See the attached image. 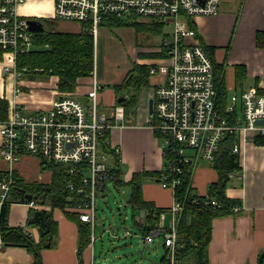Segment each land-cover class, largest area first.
<instances>
[{
    "label": "built area",
    "instance_id": "obj_1",
    "mask_svg": "<svg viewBox=\"0 0 264 264\" xmlns=\"http://www.w3.org/2000/svg\"><path fill=\"white\" fill-rule=\"evenodd\" d=\"M28 1L0 0V62L3 72L16 82L15 94L21 91L19 81L26 72V68L18 69V55L35 47L36 31L31 30L28 23L34 15L23 9ZM44 2L51 9L37 16L78 21L80 29L93 37V81L88 91L91 103H84L78 95L67 92L54 99L46 109L26 112L16 97L10 101L8 115L0 119L1 156L9 164L6 170H0V218L3 207L13 202V190L22 178L15 165L25 155H33L40 158L43 166L49 163L63 166L62 172L69 177L66 182L70 192L68 208L77 212L80 220L93 227L96 225L97 196L106 192L108 181L117 182L119 177L117 156L121 149L111 143L110 133L115 127L123 126L126 119L122 104L114 105L111 113L99 108L98 93L102 85L97 50L101 42V24L112 18L159 24L162 31L171 28L165 31L158 47L163 55L156 58L165 65L156 62L150 65L149 72L154 75L162 69L165 77L150 96L154 98L153 113H150L149 105L139 107L138 121L145 116L146 123L139 124H147L163 138V153L173 154L158 177L162 187L174 192L170 206L173 219L169 228L150 229L144 235V241L151 242L154 236L163 234L170 264H174L180 247L177 216L183 209L176 187L181 182L184 166L199 158L214 162L226 146L241 156L248 142L264 138V91L259 87L244 88L240 93L230 94L226 104L222 105L217 97L212 58L189 23L198 15L218 14L222 0ZM111 155L114 157L109 162ZM203 201L206 205L220 206L216 198H203ZM29 203L40 204L34 198ZM239 209L238 204L232 207L233 211ZM152 213L160 216L163 212L154 208ZM146 218L147 210L143 209L138 221L144 223ZM24 232L32 236L30 231ZM2 244L0 233V247ZM261 264H264V257Z\"/></svg>",
    "mask_w": 264,
    "mask_h": 264
},
{
    "label": "crops",
    "instance_id": "obj_2",
    "mask_svg": "<svg viewBox=\"0 0 264 264\" xmlns=\"http://www.w3.org/2000/svg\"><path fill=\"white\" fill-rule=\"evenodd\" d=\"M33 1L36 0L28 1L23 5V9L33 15L43 13L45 10H39V7ZM47 6L49 11L51 9L50 5L47 4ZM193 21L196 24L197 34L204 44L202 45L209 48L210 51L208 50V52H211L209 54L212 55L211 58L213 57L216 63L223 65L224 83L228 91L227 97L233 92L240 93L241 90L248 87H259L264 91V47H258L256 44L257 31L264 30V0H243L240 5L233 2L232 6L219 10L218 14L198 15L194 17ZM155 50L158 51V48L153 49V51ZM156 58H152L149 62L135 61V63H151L152 65L156 63ZM134 65L119 83L128 77ZM238 66L239 68L243 67L245 70V76L241 84L236 82V68ZM163 73L161 80L158 79L157 74H150L149 89L151 86L156 88L161 83L165 77L164 70ZM98 75L100 81L101 71ZM23 77L19 81L21 91L15 94L14 86L16 82L3 72L0 62V98L8 101L7 115L10 101L15 97L26 112L46 109L50 107L54 99L63 96V93L67 92L74 93L79 98L84 96V103H91L88 91L92 86V74L88 77L78 78L74 91L59 90V77L55 75V87L51 89L50 93L34 89L32 85L35 82ZM7 79L11 80V88H9L11 95L9 97L6 95ZM149 89H144L141 92V97L142 93ZM144 97H146V93L143 95ZM146 99L149 102V92ZM98 101L101 110L111 113L113 106L119 102L115 87L113 97V92L110 89H104L102 85L98 93ZM139 107L144 108V105L140 102ZM137 116L139 114L126 118L125 121L133 120ZM159 137L150 127L132 124H123V126L115 127L111 131V143L120 146L121 149L120 155L117 156V164L121 168L120 176H123L124 179H121L120 183L122 181L130 183L135 174H141L144 170L158 172L164 167L166 162ZM226 150L230 149L226 146L220 155ZM111 157L113 159L114 155H111ZM214 162L210 163L213 164ZM196 163L194 161L191 168L193 192L202 196L209 195L210 185L219 179V172L212 165L214 169L201 167L197 168V173L195 171L193 174V167ZM240 163L242 170L230 176H237L238 185L231 188L227 185L225 194L237 199L241 209L222 213L213 218L211 239L207 249L209 264H260L258 261L259 255L264 251V142H248L240 156ZM8 167L9 164L1 156L0 170H6ZM15 170L26 181L49 184L52 180V169H44L40 158L33 155H25L22 161L15 165ZM153 179L154 182L141 184L142 197L152 203L153 209L157 208L163 213L160 216L152 217L156 218L157 221L154 225H150L149 220L144 223L138 221L139 214L143 209L133 208L134 211H137L134 221L141 232V228L146 224H149L150 229L158 227L161 230L169 228L172 224L173 217L170 206L174 200V192L169 188L162 187L158 177ZM102 194H106V192L100 193L99 196ZM37 208L46 212L49 211L51 219L57 224V235L52 245L43 246L41 249L43 264H96L93 248L92 254L89 249L90 244L94 247L96 225L93 227L89 224L91 230L87 237L88 241L81 242L78 223L67 216L66 212L60 207L52 208L49 204L31 205L29 202L13 201L8 209V225L22 227L24 230L31 232L35 241H42L43 235L40 229L44 227L45 212L40 223L31 224L29 222ZM75 213L78 215L77 212ZM145 234L142 232L143 241ZM156 236H162L164 244L163 234ZM156 236L151 242L155 240ZM44 241L46 242V239ZM49 243L47 242V244ZM34 260V253L25 244L3 242L0 247V264H32Z\"/></svg>",
    "mask_w": 264,
    "mask_h": 264
},
{
    "label": "trees",
    "instance_id": "obj_3",
    "mask_svg": "<svg viewBox=\"0 0 264 264\" xmlns=\"http://www.w3.org/2000/svg\"><path fill=\"white\" fill-rule=\"evenodd\" d=\"M190 26L196 28L193 20H190ZM110 27L113 26H133L137 33L142 31L162 32L159 24L148 25L139 21H125L124 19L112 18L109 21ZM200 43L203 44L201 37ZM35 47L27 53L18 55L17 66L19 70L26 68L25 74L32 77L35 74L56 75L59 77L58 89L61 91H74L78 83V78L88 77L92 74L94 68V40L91 34L79 31H60L46 28L43 31L35 32ZM256 44L258 47H264V30H258L256 33ZM204 45V44H203ZM207 50V46H205ZM210 51V50H209ZM211 54V52H209ZM140 55L148 57L162 56V51L141 52ZM212 56V55H211ZM1 58V52H0ZM215 69V84L218 93V101L225 105L227 101V87L224 83L223 65L216 63L213 59ZM150 64L135 63L133 69L126 79L115 85L118 97L123 95L126 99L117 104L125 107V116L129 118L138 114L140 106L141 92L150 87ZM24 74V75H25ZM245 76V70L239 66L236 68V82L241 84ZM8 101L0 98V119L7 116ZM256 141L263 143L264 138H257ZM109 150V148H108ZM165 165L173 158L172 153H164ZM219 172V179L210 185L209 195H198L193 192L191 185L192 164L187 163L184 166V172L181 175V182L176 187V195L183 202V209L177 216V234L180 247L177 250L174 264H209L207 259L208 244L211 239L212 220L215 216L231 212L232 207L239 204L237 199L231 198L225 194V188L230 180V174L240 172L242 166L240 156L230 150L223 152L212 164ZM44 169L50 168L53 171L52 180L49 184H43L38 181H26L20 178L18 186L14 188L12 201L30 202L25 192L33 194L37 203L49 204L52 208H62L67 216L74 219L79 226L81 242H87L91 230L89 223L79 219L78 215L68 208L70 192L66 189V182L69 179L63 172V166L60 164L49 163L43 166ZM119 166V177L116 183L121 182ZM138 175H144L151 178L159 177L160 171L144 170L141 174H135L130 181L133 186L130 202L134 209H146L147 220L150 225L157 221L153 216V206L151 202L143 199L141 193V182ZM21 189H25L22 192ZM198 199L196 201L194 199ZM203 198H216L220 206L206 205ZM202 199V202L200 200ZM10 204L3 207L1 214L0 233L3 242L25 244L35 256L32 264H43L41 258V249L43 246L52 245L57 235V224L51 219L50 231L43 235L46 242L35 241L32 236L25 234L24 229L19 226L8 225V209ZM46 213V211L44 210ZM150 226L146 224L141 228L145 234ZM47 242H50L47 244ZM170 257L165 251L160 264H170Z\"/></svg>",
    "mask_w": 264,
    "mask_h": 264
},
{
    "label": "rangeland",
    "instance_id": "obj_4",
    "mask_svg": "<svg viewBox=\"0 0 264 264\" xmlns=\"http://www.w3.org/2000/svg\"><path fill=\"white\" fill-rule=\"evenodd\" d=\"M242 1L222 0L220 10L229 8L233 2L234 4L240 5ZM33 2L40 10L48 11V3H45L44 0H36ZM40 18L46 28L60 31L80 30V23L75 20L52 17ZM166 30L169 31L171 28L169 27ZM166 30L162 32L142 31L137 33L133 26L110 27L109 22H103L100 28L101 44H98L97 53L98 59L101 56L100 81L104 89H110L114 97L115 84L122 80L128 70L135 64V61L149 62L152 59V57L140 55V53L157 49L163 41ZM156 62L165 65V62L162 60L156 59ZM156 76L161 80L163 70L161 69ZM23 78L34 81L35 84L32 87L46 93H50L56 83L55 75L35 74L32 77L29 74H25ZM41 83L43 85H40ZM6 85V95L9 97L11 95L9 91V88H11V80L7 79ZM154 89L151 86L149 90H145L142 94L144 95L146 93L147 97L149 92L150 97L154 94ZM143 95L140 102L146 106L148 105V99L146 97L143 98ZM145 119L146 117L143 116L140 119L141 121H138L137 116L133 120L124 121L123 124L149 127L147 124H139L146 123ZM159 142L161 145L163 144L162 137H159ZM109 162H112L111 156H109ZM201 167L213 168L212 163L204 158H199L193 167V174L195 171L197 173L196 169ZM120 177L122 180L124 179L123 176ZM236 177H230L227 184L228 187L231 188L238 185ZM139 179L141 184L144 182H154L153 178L144 175H140ZM132 188V184L125 181H122V183L108 181L106 183V194L104 196H97L94 247L91 244L89 246L91 254L93 248L96 264H159L161 257L165 253L166 248L163 244L162 236H156L153 242L145 243L143 241L142 232L134 221V216L137 215V211H134L130 202ZM126 229H129L130 233L126 234Z\"/></svg>",
    "mask_w": 264,
    "mask_h": 264
},
{
    "label": "water",
    "instance_id": "obj_5",
    "mask_svg": "<svg viewBox=\"0 0 264 264\" xmlns=\"http://www.w3.org/2000/svg\"><path fill=\"white\" fill-rule=\"evenodd\" d=\"M28 23H29V28L33 31H43L45 29V25H44V22L41 20V19H36V18H29L28 19ZM98 68H99V72L101 71V56L99 57L98 59ZM80 99L85 102V97L82 96L80 97ZM126 99V96H119L118 97V101L119 102H122L123 100ZM148 105H149V111L150 113H153L154 111V98L153 97H150L149 98V102H148ZM260 121V120H259ZM264 122V120H263ZM22 192H25V189H21ZM26 194V197L29 199V200H32L33 199V194L32 193H29V192H25ZM103 196L105 194H102ZM101 195V196H102ZM44 216V210L43 209H40V208H37L34 212V215L33 217L29 220V222L31 224H34V223H40L42 218ZM45 221H44V227L40 229V232L42 235H45L46 233H48L50 231V227H51V213L49 211H47L45 213ZM263 256H264V251L261 252V254L259 255V263L261 264L262 260H263Z\"/></svg>",
    "mask_w": 264,
    "mask_h": 264
},
{
    "label": "flooded vegetation",
    "instance_id": "obj_6",
    "mask_svg": "<svg viewBox=\"0 0 264 264\" xmlns=\"http://www.w3.org/2000/svg\"><path fill=\"white\" fill-rule=\"evenodd\" d=\"M33 18H36V19H41L40 17H38L37 15H34Z\"/></svg>",
    "mask_w": 264,
    "mask_h": 264
}]
</instances>
